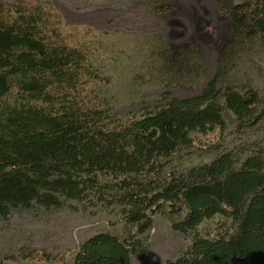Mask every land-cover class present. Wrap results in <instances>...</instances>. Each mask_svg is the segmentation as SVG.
Returning <instances> with one entry per match:
<instances>
[{"label": "trees", "instance_id": "1", "mask_svg": "<svg viewBox=\"0 0 264 264\" xmlns=\"http://www.w3.org/2000/svg\"><path fill=\"white\" fill-rule=\"evenodd\" d=\"M224 15L236 39L264 44V0ZM64 26L49 3L0 1V219L68 202L119 209L132 233L97 234L69 264H132L157 215L192 237L166 264H264V158L227 152L185 171L173 165L197 142L217 146L206 139L226 132L225 110L260 119L258 93L213 82L201 97L120 116L97 94L108 78L94 74L91 47Z\"/></svg>", "mask_w": 264, "mask_h": 264}, {"label": "rangeland", "instance_id": "2", "mask_svg": "<svg viewBox=\"0 0 264 264\" xmlns=\"http://www.w3.org/2000/svg\"><path fill=\"white\" fill-rule=\"evenodd\" d=\"M36 1L51 4L66 20L63 32L91 47L94 74L108 78L95 85L97 94L120 116L201 97L213 82L258 93L260 119L241 123L225 110L226 132L206 139L217 146L197 142L183 150L173 163L177 170L211 164L227 152L236 160L247 154L264 158V44L236 39L224 15L248 0ZM85 206L13 209L0 219V264H69L78 247L97 234L125 239L132 233L119 209ZM154 221L146 251L132 264H166L190 247L192 237L175 231L168 218L157 215ZM207 226L204 230L214 228V222Z\"/></svg>", "mask_w": 264, "mask_h": 264}]
</instances>
